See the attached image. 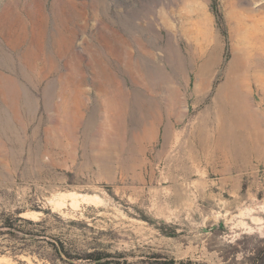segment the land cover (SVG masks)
<instances>
[{"label":"rangeland","instance_id":"1","mask_svg":"<svg viewBox=\"0 0 264 264\" xmlns=\"http://www.w3.org/2000/svg\"><path fill=\"white\" fill-rule=\"evenodd\" d=\"M0 264H264V0H0Z\"/></svg>","mask_w":264,"mask_h":264},{"label":"bare ground","instance_id":"2","mask_svg":"<svg viewBox=\"0 0 264 264\" xmlns=\"http://www.w3.org/2000/svg\"><path fill=\"white\" fill-rule=\"evenodd\" d=\"M239 73L240 74H237L235 78L237 81H228L226 83V87H223L224 89L222 88V91L220 92L221 98L224 96V98L222 99L223 110H225L229 115H227L228 117L226 118L223 117L221 123L219 124V126H217L219 134L217 148L221 152L230 153L231 157L236 160L239 156H242L243 153L245 154L246 150H248V148L250 147V145H247L246 142L243 145L242 139L239 136L241 134H239L238 131L245 124L246 120L244 121L243 119L244 115H248L250 113L252 114V110L250 109V105L248 102V95L244 90H242L241 85L238 82L241 76H245L249 73V70L245 68ZM206 139L204 140L203 144L206 143ZM249 150L248 152H250Z\"/></svg>","mask_w":264,"mask_h":264},{"label":"trees","instance_id":"3","mask_svg":"<svg viewBox=\"0 0 264 264\" xmlns=\"http://www.w3.org/2000/svg\"><path fill=\"white\" fill-rule=\"evenodd\" d=\"M13 218H14V220H22V221H25V222H27V223H30V224H32V222L31 221H29V220H23L22 218H16V217H13V216H8L7 217V221L9 222V224L8 225H6L5 227L6 228H12L15 224L13 223L14 221H13ZM92 259H94L96 262L97 261H100V260H102L103 258H101V257H98V258H93L92 257Z\"/></svg>","mask_w":264,"mask_h":264}]
</instances>
